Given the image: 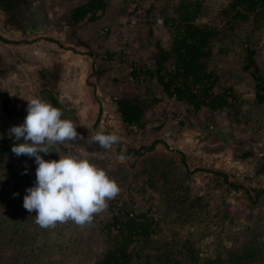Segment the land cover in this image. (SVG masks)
I'll use <instances>...</instances> for the list:
<instances>
[{
	"label": "rangeland",
	"instance_id": "rangeland-1",
	"mask_svg": "<svg viewBox=\"0 0 264 264\" xmlns=\"http://www.w3.org/2000/svg\"><path fill=\"white\" fill-rule=\"evenodd\" d=\"M27 1L17 25L6 24L0 10V88L25 110L27 99L52 104L54 97L62 119L72 120L84 138L41 155L59 160L56 150L83 154L117 181L120 201L156 217L158 230L137 243L135 264L184 240L199 256L223 264L242 256L244 264H264V102L253 103V80L240 66L248 27L211 44L208 65L219 72L220 85L232 87L234 105L192 113L167 99L144 70L138 79L129 74L132 64H152L156 43L168 45L161 17L176 0H110L100 18L73 27L63 16L85 0ZM202 2L197 23L220 29L219 10L226 0ZM248 43L264 75V20ZM134 94L145 107L142 129L124 127L116 111V98ZM20 121L0 107V135H10ZM90 131L114 132L120 142L111 149L89 144ZM248 150L251 154L242 156ZM121 152L124 161L117 159ZM36 168L34 158L13 152L0 164V223L6 235L16 231L17 237L4 260L14 254L15 264H93L106 248L99 221L108 217L107 208L94 214L90 225L68 221L41 228L36 212L23 207ZM10 172L13 178L1 185ZM159 254L152 264L162 263Z\"/></svg>",
	"mask_w": 264,
	"mask_h": 264
},
{
	"label": "trees",
	"instance_id": "trees-1",
	"mask_svg": "<svg viewBox=\"0 0 264 264\" xmlns=\"http://www.w3.org/2000/svg\"><path fill=\"white\" fill-rule=\"evenodd\" d=\"M27 0H0V10L4 14L5 23L17 25L20 22L21 11ZM110 0H85L71 7L63 16L66 26L73 27L81 23L95 21L105 12ZM202 0H176L169 13L162 15V23L167 27L169 43L162 46L156 43L155 57L148 67L132 64L130 76L138 79L140 69L160 86L161 93L169 100L185 106V110L197 113L203 109L209 112H221L230 108L236 100L235 92L228 85H220L219 72L210 68L208 61L212 55V41L229 32L245 29V53L240 62L241 70L248 73L253 80V103L264 102V75L254 60L255 50L248 43L251 34L258 30L264 20V0H226L219 10L221 28L213 25L197 23L203 14ZM63 24V25H64ZM110 53L106 59L111 58ZM44 75L42 74V78ZM50 94V92H48ZM52 105L57 101L50 97ZM116 111L121 124L130 129H142L146 125L145 107L138 95H125L115 99ZM0 107L12 116L18 115L22 124L27 111L13 103L7 93L0 88ZM17 125V126H18ZM22 141L10 138V135H0V164L12 153V146ZM154 143L148 149H153ZM246 151L242 156H248ZM9 173L1 179V185L7 179L13 178ZM226 178V175H224ZM224 178V179H225ZM107 218L99 221L100 233L106 242V248L93 264H135L136 245L144 240L146 243L158 230L156 217L146 211L134 208L132 203L120 201L119 197L108 201ZM186 221V220H184ZM183 221V222H184ZM16 231L4 233V226L0 223V264H15L14 254L5 253L16 243ZM13 244V245H12ZM13 249V247H12ZM175 253V256H174ZM159 254V253H156ZM156 254L143 255L144 264H152ZM179 255V258L177 257ZM244 256L231 259L228 264H244ZM159 264H223L219 260L198 255L188 240L165 247L157 256ZM184 258H189L185 261ZM137 260V261H136Z\"/></svg>",
	"mask_w": 264,
	"mask_h": 264
},
{
	"label": "clouds",
	"instance_id": "clouds-1",
	"mask_svg": "<svg viewBox=\"0 0 264 264\" xmlns=\"http://www.w3.org/2000/svg\"><path fill=\"white\" fill-rule=\"evenodd\" d=\"M27 101L23 123L9 129L10 138L22 141L12 146V152L17 157L34 158L37 165L36 180L34 186L26 189L23 207L36 212L35 222L41 228L68 221L78 226L90 225L94 214L105 210L108 201L120 193L117 181L83 154L56 150L59 160H46L41 153L54 152L50 151L54 145L84 137L78 134L77 125L70 119H62L61 109L50 102L39 97ZM88 142L111 149L120 142V137L114 132L90 131ZM117 159L124 161L127 157L121 152Z\"/></svg>",
	"mask_w": 264,
	"mask_h": 264
},
{
	"label": "crops",
	"instance_id": "crops-1",
	"mask_svg": "<svg viewBox=\"0 0 264 264\" xmlns=\"http://www.w3.org/2000/svg\"><path fill=\"white\" fill-rule=\"evenodd\" d=\"M262 188H264V186Z\"/></svg>",
	"mask_w": 264,
	"mask_h": 264
}]
</instances>
